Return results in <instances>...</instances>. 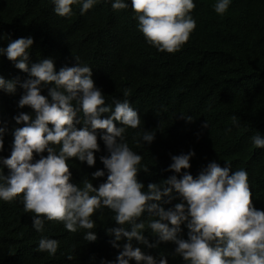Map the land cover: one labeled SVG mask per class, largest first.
Returning a JSON list of instances; mask_svg holds the SVG:
<instances>
[{
  "label": "trees",
  "instance_id": "16d2710c",
  "mask_svg": "<svg viewBox=\"0 0 264 264\" xmlns=\"http://www.w3.org/2000/svg\"><path fill=\"white\" fill-rule=\"evenodd\" d=\"M194 3L191 15L196 27L181 49L172 54L148 45L137 31L132 9L114 11L111 0H101L83 15L80 4H74L72 14L66 17L53 12L50 0H0V36L33 38L29 67L51 58L59 71L78 57L92 68L94 85L104 94L106 104L113 98L129 100L141 125L127 129L125 139L142 156L141 164L148 166L147 172L139 171L136 177L144 191L149 183L159 184L175 174L168 170L172 156L192 150L195 155L190 168L176 174L178 179L185 171L196 178L211 161L221 167L227 164L232 171L244 169L252 204L264 210V148H255L251 141L257 132L264 136V0H232L223 16L213 10L215 0ZM8 43L9 39H0V47ZM0 76L20 83L29 79L28 73L16 69L4 56H0ZM22 95L19 84L12 94L0 91V127L5 128L2 158L10 155L12 131L21 126L13 117L31 111L27 106L18 107ZM41 95L47 96V87L42 88ZM182 116H191V122ZM233 116L237 117L235 123ZM205 122L206 129L202 128ZM116 126H120L118 122ZM143 131L154 132L155 138L150 145L138 146L136 141ZM101 132L97 130L100 151L95 153L92 167L75 158L67 161L72 183L80 185L87 179L97 187L106 180L107 173L92 178L93 172L103 169L100 156L107 155L99 139ZM39 158L34 153L33 162ZM0 170L8 175L6 167L0 165ZM164 199L168 198L160 203L165 210L181 202L175 193L170 203L164 204ZM31 215L24 212L19 197L0 201V264H100L101 259L115 261L119 253L120 249L110 244L113 237L108 230L121 225L107 209L92 216L96 227L90 231L97 237L94 242L83 238L84 230L69 233L55 221H46L45 230L38 233L32 227ZM147 219L148 214L143 213L137 222ZM123 227L130 230L128 225ZM187 231L182 224L179 237L187 239ZM142 235L149 244L157 242L148 229ZM42 236L59 241L54 256L35 251ZM119 243L122 246L125 240ZM132 244L156 259L163 256L167 264H185L172 242H159L154 248L135 240ZM68 254L72 260L66 259Z\"/></svg>",
  "mask_w": 264,
  "mask_h": 264
},
{
  "label": "clouds",
  "instance_id": "9594fccd",
  "mask_svg": "<svg viewBox=\"0 0 264 264\" xmlns=\"http://www.w3.org/2000/svg\"><path fill=\"white\" fill-rule=\"evenodd\" d=\"M101 0H50L53 12L59 17L72 14V5L80 4L81 15ZM108 2V0H104ZM232 0H215L213 10L223 16ZM194 0H111L114 11L131 8L137 21V31L145 42L158 52H178L188 41L196 27L191 12ZM9 39L0 47V56L14 62V67L28 73L29 79L6 80L0 76V91L12 94L17 84L23 89L18 107L27 106L30 112H19L13 117L16 127L12 131L11 152L0 157V201L18 198L25 213H31V224L38 233L43 232L46 221L62 223L69 233L84 230L83 238L94 242L97 237L92 216L109 210L112 219L121 227L108 230L113 237L110 244L120 249L115 261L100 260V264H167L166 259L147 255L132 241L154 248L159 242H172L175 253L185 264H264V210L252 204L248 174L244 169L232 171L227 164L221 167L211 161L196 178L181 170L190 168L195 155L189 150L171 157L168 170L175 173L161 183H149L147 191L137 181L139 171H148L141 164L142 156L133 151L125 139L126 130L137 129L141 120L129 100L113 98L106 104L102 91L94 85L92 68L79 58L71 65L55 70L54 61L46 58L29 67V49L33 38ZM47 87V96L41 95ZM128 95L127 92L124 93ZM191 122V116H182ZM233 122L237 117H232ZM119 123V127L116 126ZM82 124L77 128L76 125ZM205 122L202 128H207ZM99 139L107 155L100 156L102 170L92 173V178H107L97 187L84 179L80 185L71 182L72 173L67 161L71 158L92 167L95 153L100 151ZM226 131H231L227 129ZM5 128L0 127V151L4 148ZM154 132L143 131L136 141L151 144ZM255 148H264V136L251 137ZM58 146V148L56 147ZM46 152L47 155H40ZM34 153L39 156L33 162ZM175 193L180 203L165 210ZM143 213L146 221L137 222ZM187 228V239L179 237L181 225ZM124 225L130 226L126 230ZM150 230L157 242L149 244L142 235ZM125 240L121 246L119 241ZM59 241L42 236L35 251L57 253ZM66 259L72 260L71 254Z\"/></svg>",
  "mask_w": 264,
  "mask_h": 264
}]
</instances>
